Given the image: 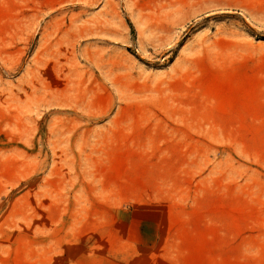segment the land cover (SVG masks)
I'll list each match as a JSON object with an SVG mask.
<instances>
[{
	"label": "rangeland",
	"instance_id": "rangeland-1",
	"mask_svg": "<svg viewBox=\"0 0 264 264\" xmlns=\"http://www.w3.org/2000/svg\"><path fill=\"white\" fill-rule=\"evenodd\" d=\"M0 264H264V0H0Z\"/></svg>",
	"mask_w": 264,
	"mask_h": 264
}]
</instances>
